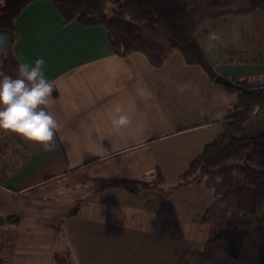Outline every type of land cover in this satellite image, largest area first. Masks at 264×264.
Returning <instances> with one entry per match:
<instances>
[{"label":"crops","instance_id":"crops-1","mask_svg":"<svg viewBox=\"0 0 264 264\" xmlns=\"http://www.w3.org/2000/svg\"><path fill=\"white\" fill-rule=\"evenodd\" d=\"M14 25L5 75L15 78L19 61L43 58L54 89L48 107L60 127L53 151L0 131V217L21 216L17 227H0V254L5 250L9 264H51L52 251L65 250L80 264H164L169 252L174 260L199 250L208 227L197 220L212 194L203 185L169 187L221 132L235 97L179 51L159 67L138 51L112 54L102 26L64 22L49 0L27 4ZM195 39L216 74L249 84L264 80V12L205 21ZM116 106L129 113L128 127L112 128L107 113ZM263 129L264 102L243 132ZM159 175L162 194L101 188L110 180L152 183ZM86 228L102 236L107 259L80 247ZM118 239L126 244L121 258V251L112 252Z\"/></svg>","mask_w":264,"mask_h":264},{"label":"trees","instance_id":"trees-1","mask_svg":"<svg viewBox=\"0 0 264 264\" xmlns=\"http://www.w3.org/2000/svg\"><path fill=\"white\" fill-rule=\"evenodd\" d=\"M33 1L0 2V28L12 31L15 37L14 21ZM49 1L64 22L102 26L112 54L126 56L138 51L152 66L159 67L170 53L179 51L186 63L201 66L213 81L217 74L195 39V32L205 21L223 15L264 12V0ZM9 48L0 57V76L5 75L4 55ZM230 81L245 89H256L242 80ZM215 84L222 91L235 93L220 121L222 130L169 187L203 185L211 192L213 201L197 220L208 227V238L199 250L184 252L176 264H264V129L256 135L243 132L244 123L255 110H262L264 95ZM3 144L5 141L0 139V150ZM161 179L159 175L152 183L110 180L101 188L113 186L133 193L156 189L162 194ZM20 218L0 217V227L8 223L17 227ZM0 264H9V257H0ZM51 264L74 262L67 250L52 251Z\"/></svg>","mask_w":264,"mask_h":264},{"label":"clouds","instance_id":"clouds-1","mask_svg":"<svg viewBox=\"0 0 264 264\" xmlns=\"http://www.w3.org/2000/svg\"><path fill=\"white\" fill-rule=\"evenodd\" d=\"M45 60L34 64L19 61L15 78L0 76V131H6L32 142L44 151L55 149L59 122L49 110L53 85L43 71ZM113 129L131 124V117L121 106L107 113Z\"/></svg>","mask_w":264,"mask_h":264},{"label":"rangeland","instance_id":"rangeland-1","mask_svg":"<svg viewBox=\"0 0 264 264\" xmlns=\"http://www.w3.org/2000/svg\"><path fill=\"white\" fill-rule=\"evenodd\" d=\"M2 1L3 0H0V2H2ZM6 57H7V53L4 55L5 62H6ZM4 69H5V66H4ZM223 92H224V94L232 95L233 97H235V93L226 92L224 90H223ZM81 231H82V234H81L80 239H79L80 247L84 251L91 253L89 256L92 257L95 260H100V259L105 260V259H107L108 252L106 251L105 254H104L103 243H102L104 241L102 240V236H100L99 232H96L94 229H90V228H86L85 229L86 234L83 232L82 229H81ZM95 244L96 245L98 244L97 248L95 250L88 251L86 249L87 247L95 245ZM0 247H2L1 244H0ZM58 247L61 248L60 245ZM112 247L115 248V249H112V252L114 254H117V251H121V253H120L121 256H118V258H121L123 256L122 251L125 249L126 244L124 242L120 243V239H118V240L114 241ZM4 252H5V250L0 254L1 258H6L5 257L6 253H4ZM70 254H71V259L75 262V264H80L78 256L76 257V255H73L71 253V251H70ZM179 255H175L174 254V256H176V257L174 258V260H171V252H169V254L167 255V257H166V259L164 261V264H176V262L178 261V259L181 256V255L180 256ZM116 258H117V255H116ZM112 264H118V263L117 262H113ZM126 264H131V263L126 261Z\"/></svg>","mask_w":264,"mask_h":264},{"label":"water","instance_id":"water-1","mask_svg":"<svg viewBox=\"0 0 264 264\" xmlns=\"http://www.w3.org/2000/svg\"><path fill=\"white\" fill-rule=\"evenodd\" d=\"M13 39H14V34L12 31L8 29L0 28V57L6 51V49L11 46ZM214 82L229 89L240 90L242 92H255V93L264 94V90H262L261 88H256L251 90L245 89L243 86L235 84L226 77L218 74L216 75Z\"/></svg>","mask_w":264,"mask_h":264},{"label":"built area","instance_id":"built-area-1","mask_svg":"<svg viewBox=\"0 0 264 264\" xmlns=\"http://www.w3.org/2000/svg\"><path fill=\"white\" fill-rule=\"evenodd\" d=\"M252 85L255 86L256 88H261L262 90H264V80L259 81V79L257 77L254 78ZM261 94H263V93H261Z\"/></svg>","mask_w":264,"mask_h":264}]
</instances>
